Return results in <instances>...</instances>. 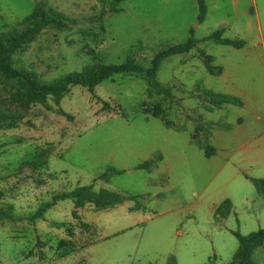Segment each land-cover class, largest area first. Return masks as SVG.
I'll use <instances>...</instances> for the list:
<instances>
[{
    "label": "rangeland",
    "instance_id": "obj_1",
    "mask_svg": "<svg viewBox=\"0 0 264 264\" xmlns=\"http://www.w3.org/2000/svg\"><path fill=\"white\" fill-rule=\"evenodd\" d=\"M37 1L76 19L64 30L43 28L12 55L15 66L33 69L45 80L89 63H121L130 57L146 63L144 57L188 36L185 0H122L118 11L97 22L88 19H97L112 0H0V32L30 13ZM255 2L264 30V0ZM222 48L211 41L201 46L217 59L238 61L237 74L218 78L198 57L189 60V68L183 54L162 60L156 79L171 86L170 126L138 110L155 102L166 107L170 97L148 95L146 81L134 74L116 73L97 84L94 94L72 86L59 105L50 99L10 104L20 117L0 123V207H14L11 219H0V264H226L237 247L234 232L264 228V193L245 176L264 178V64L250 69L243 54ZM196 86L239 96L248 104L205 111L187 95ZM94 96L110 107L104 109ZM185 105L218 125L201 127L193 138L194 122L180 120ZM237 116L243 118L241 125ZM205 141L216 149L210 157L199 146ZM38 151H44L46 163H26ZM157 154L162 159L156 165L136 167ZM110 167L122 171L107 172ZM103 172L108 181L97 178ZM91 182L96 190L135 197L105 209L93 203L75 208L64 199L42 218L26 219L53 194ZM225 198L232 206L223 216L214 209ZM252 260L264 264V242L253 250Z\"/></svg>",
    "mask_w": 264,
    "mask_h": 264
},
{
    "label": "trees",
    "instance_id": "obj_2",
    "mask_svg": "<svg viewBox=\"0 0 264 264\" xmlns=\"http://www.w3.org/2000/svg\"><path fill=\"white\" fill-rule=\"evenodd\" d=\"M102 2V0H100ZM122 0H112L110 6L103 5L99 16L89 18V21L97 22L107 12H116L119 10L117 4ZM204 0H198V21H201L205 15ZM76 23L75 18H70L65 14L48 7L45 2L37 1L32 11L24 15L21 19L16 20L11 28L0 32V80L4 81V95L0 98V123L13 122L18 119L20 114L12 111L10 104L21 103L29 105L32 103H45L48 99L52 100L55 105H59L61 99L70 91L72 86L79 85L86 88L91 94H94V88L97 84L105 79L111 78L116 73L134 74L143 78L150 88L156 91L167 94V90L159 84L156 79V72L161 61L172 54L187 51L193 47L196 40L190 35L188 39L179 44L166 46L158 50L148 59L147 64L137 62L133 58H127L121 63H89L81 70L70 71L60 77L50 80L42 79L39 74L30 68L23 66H15L12 55L19 50L24 49L29 42L34 40L38 33L46 27H52L58 30H64L70 24ZM203 39H213L219 43L232 44L241 46V40H233L221 37V30L212 32L209 36ZM204 63L208 70L213 73H218L219 68H214L211 64V57L203 55ZM221 101L239 103L240 101L233 96L224 94H213ZM96 97V96H94ZM102 103L104 109L109 108L108 101L96 97ZM64 113L61 108L57 110ZM151 111V110H150ZM153 115H160L163 118V109L160 105L155 104ZM68 117H70L67 114ZM7 127H10L9 125ZM38 156L26 163L33 167L44 165L46 162L43 158L44 151H38ZM152 161H145L138 164V168H147ZM107 172L119 173L121 170L111 168ZM107 172H103L99 179L108 180ZM256 188L264 193V179L255 181ZM122 194L106 188L94 189V183L77 185L72 189L58 192L52 195L50 201L40 204L35 211L29 214L26 219L31 222L36 221L44 216L46 210L58 200L70 199L75 208L83 206L85 203H93L97 208H106L121 200ZM126 198H134L135 196L126 195ZM13 205H8L7 208L0 207V219L9 220L13 216ZM229 209V204L225 200L219 207V211L225 214ZM74 213V211H72ZM64 223L56 222V226H61ZM82 227H88L86 223H81ZM64 226V225H63ZM71 231L70 228H66ZM237 239V247L226 264H254L252 260L253 250L264 242V228H259L246 235L239 232H234ZM87 264V263H83ZM168 264H173L169 262Z\"/></svg>",
    "mask_w": 264,
    "mask_h": 264
},
{
    "label": "crops",
    "instance_id": "obj_3",
    "mask_svg": "<svg viewBox=\"0 0 264 264\" xmlns=\"http://www.w3.org/2000/svg\"><path fill=\"white\" fill-rule=\"evenodd\" d=\"M183 3L185 4V8L187 10H189V13H190V17H189L190 19L184 24V27H186L187 32H188V36L184 41H186L190 35H192V37L196 40L195 45L193 47H191L190 49H188L187 51L176 53V54H183L181 60L184 63V66L188 65L190 68L193 65H192V63H190L191 61H189V60L192 58L198 57L202 61L203 65L206 68V70L208 71V73L213 74L218 78L221 77L223 74H237V71H236L237 66H235V64H236V62L238 63V61L235 62L233 60H228L227 58L226 59H217V57L214 54L205 53L203 51V49H201V46L203 44L208 43L210 41L215 43L216 45L225 46V48H222V49H225L226 52H230L232 54H238V55L243 54L245 56L244 63L246 62L245 63L246 67H248L250 69L257 62L264 64V30L260 26L255 0H204L206 11H205L204 18L201 21H198V19H197L198 0H185V1H183ZM102 26L103 25H101V27ZM216 30H221V37H223V38H228V39H233V40H235V39L241 40L243 42L242 45L237 47V46H234L232 44L219 43L213 39H203V38L209 36L212 32H214ZM180 43H182V42H180ZM176 44H179V43H176ZM169 45H173V44H167L162 48H165L166 46H169ZM226 47H229V48H226ZM162 48H160V49H162ZM160 49H158V50H160ZM172 55H175V54H172ZM203 55H208L211 57L210 64L214 68H219L218 73H216V72L213 73L207 69V67L204 63ZM169 56H171V55H169ZM143 60L146 63H142V64L146 65L148 59H146L144 57ZM228 62H230V64ZM157 72H156V75H157ZM159 84L167 90V94L156 91L155 89L150 88L148 86V89H147L148 95H150L151 93H154L157 96L162 95L165 97L167 96V98L170 97L171 86H164L160 82H159ZM213 94L230 95V96L236 97L240 102L239 103H232V102L221 101L218 97H216ZM187 95L191 96V97H196L198 104H200L202 109L205 111L206 110L211 111L214 108L219 109L224 104H234V105L239 106L240 109H244V107L248 104V101H246L244 98H240L239 96L223 93L220 91H213V90H209V89H202L201 90L198 86H196L193 89V91L189 92ZM253 100H254V98H253ZM171 101L172 100L170 97L169 104L166 107L163 106V104L160 102H158V103L155 102L149 108L147 106H144V105H142L141 107L139 106L138 110L141 113H144L146 115H151L154 117H160L165 122L166 125L170 126L173 123H172V121H170L169 119L166 118V111L170 110V108H171L170 106L172 105ZM180 103L182 104V101ZM155 104L160 105L161 108L163 109V118L160 115H153L152 114V112H153L152 110H154ZM184 110H185L184 113H180V120L185 118V119H190L194 122V125L196 128H195V132L193 133V138H196L197 132L201 127L204 126L207 128V126H208V128H212V127H215L218 125V123L216 121H213V120L209 121V120L205 119V117H203L202 115H195L193 112V108L191 106L185 105ZM253 110L257 111L255 108H253ZM121 114L123 116L126 115L125 112H122ZM255 117L257 119H260L261 115L258 113V111H257ZM236 120H237V122H239V125H241L243 123V118L240 116H237ZM203 145H204V147H203L204 155L206 157H210L211 155H213L216 152V149L211 144H208L206 141H205V144L200 142L199 146L201 147ZM161 159H162V155L157 154L154 158H150L148 160H145V161H150V160L152 161L151 165L145 169H149L154 164L156 165V162L160 161ZM145 161H143V162H145ZM143 162H140V163H143ZM140 163H138V164H140ZM114 169H116V168H114ZM117 170H120V169H117ZM245 176L251 180V182L253 183L254 186H255L256 180L264 179V178H256V177H252V176H248V175H245ZM100 188H103V187H100ZM121 194H122V196H121L122 198L119 202H117L114 205H111L109 207H106V208L114 207L116 204L122 202L123 199H130V198H126L125 197L126 195H124L123 193H121ZM225 200L229 204V209L225 214H223L222 212L219 211V207L222 204V202H224ZM58 201H60V200H58ZM231 206H232L231 201L228 198H225L215 207L214 210H215V213H219V214H222L223 216H226L230 212ZM103 209H105V208H103Z\"/></svg>",
    "mask_w": 264,
    "mask_h": 264
}]
</instances>
